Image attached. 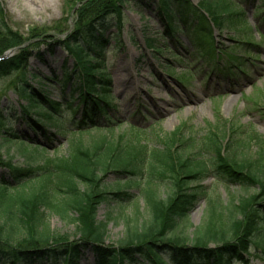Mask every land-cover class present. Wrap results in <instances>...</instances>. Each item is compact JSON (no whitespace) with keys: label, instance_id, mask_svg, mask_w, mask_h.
I'll return each instance as SVG.
<instances>
[{"label":"trees","instance_id":"16d2710c","mask_svg":"<svg viewBox=\"0 0 264 264\" xmlns=\"http://www.w3.org/2000/svg\"><path fill=\"white\" fill-rule=\"evenodd\" d=\"M144 1L149 0L133 3L142 10L147 6ZM126 3L129 0H90L77 11L73 28L61 41L52 43L65 48L74 60V71L63 72L60 80L53 74L46 80L64 88L71 82L72 92L78 95L76 107H82L76 122L61 125V120H69L68 115L63 110L64 104L51 99L40 85L44 78L30 74V79H37L39 84L34 87L28 83L24 70L33 53L22 49L20 54L0 61V78L21 71L20 81L12 88L18 99L25 102L17 108L11 105L6 108L36 132L42 134L54 128L58 134L71 136L67 155L47 162L40 170L20 166L11 158H0V167L9 178L0 180V264H78L86 250L92 252L94 264H231L235 260L246 263L244 257L249 256L250 245L261 249L264 257V237L258 242L254 239L263 220L264 158L256 167L244 157L238 159L229 150L230 141L224 146L220 139L211 142L218 157L210 165L218 179L244 190L255 187L258 191L225 205L209 203L203 223L186 236L181 228L201 196L191 185L201 183L205 179L201 175L208 168L205 163L193 160L199 150L186 145L187 139L181 137L180 130L164 137L160 149L136 148L123 144L121 137L115 138V126L108 123L113 109L110 110L108 101L110 80L102 58L105 34L111 25L108 18L114 16L112 25L120 29L121 7ZM153 6L165 25L163 34L171 38L184 31L192 40L197 34L205 39L213 27L229 23L232 27L239 26L242 17L232 3L224 0L220 3L199 0L194 7L189 0H156ZM52 41L46 45L50 50ZM46 42L43 39L32 46ZM21 43L16 34L10 33L0 7V54ZM148 48L154 53L169 49L154 40L148 41ZM36 57L41 60L40 53L36 52ZM6 108L0 105V151L16 142L38 148L20 130L12 129L15 117H6ZM97 117H102V121ZM83 127L88 130L82 131ZM130 128L136 136L149 135ZM108 174L115 175L112 187L105 184ZM140 179L144 180L140 193L147 220L136 225V218H126L125 232L117 247L104 246L107 222L96 220V209L102 203L130 202L133 195L129 188ZM159 182L169 184L165 198L157 193ZM42 209L60 215L74 211L75 239L69 241L68 236L51 234Z\"/></svg>","mask_w":264,"mask_h":264},{"label":"rangeland","instance_id":"374dc122","mask_svg":"<svg viewBox=\"0 0 264 264\" xmlns=\"http://www.w3.org/2000/svg\"><path fill=\"white\" fill-rule=\"evenodd\" d=\"M89 1L0 0L6 26L10 33L16 34L22 41L19 46L5 50L0 56L13 57L20 54L22 49L33 53L27 59L24 70L27 81L37 87V79L31 80L29 75L45 79L40 85L48 91L51 99L64 104L63 110H66L64 112L69 120H61L63 126L69 121H78L82 107H76L78 95L72 92L71 82L64 88L61 84L46 80L52 74L60 80L63 72L74 71V60L65 48L52 43L61 41L65 33L73 28L77 11ZM133 1L129 0V3L121 7L120 29L112 25L114 16L108 18V24L111 25L105 34L107 41L102 58L106 68L104 72L109 75L108 101L110 110L113 109L108 123L115 126V138L121 137L123 144L136 148L160 149L164 137L180 130L181 137L187 139L186 145L194 148V151L199 150L193 160L205 163L208 168L201 175L205 179L191 185L192 189L201 192V196L190 211L185 227L181 228L184 235L190 236L194 228L205 220L209 203L225 205L258 191L255 187L244 190L220 181L215 168L210 165L218 157L210 143L220 139L224 146L230 141L229 150L232 149L238 159L244 157L256 167L260 166L264 158V0H224L240 10V25L232 27L229 23L217 27L213 41L209 35L200 40L206 49L203 45L199 48L196 37L194 39L197 44L193 40V48L191 39L183 32L174 40L165 37L162 34L165 25L153 6L156 0L142 2L147 5L142 10ZM189 1L195 5L199 0ZM212 1L220 3L221 0ZM43 39L47 41L45 44L32 46ZM50 40H53L51 50L46 46ZM149 40L164 44L169 49L163 48L160 53L151 52L148 48ZM208 48L229 53L223 55L220 52L219 57L212 59L208 55ZM36 52L40 53L41 60L36 57ZM216 64L221 65L223 71L226 70L225 75L216 74ZM20 75L21 71L0 78L2 108L25 105L12 88L20 81ZM69 106H72L71 110ZM4 112L6 117H15L12 129L20 130L38 148L22 146L18 142L11 143L1 149L2 160L11 158L13 163L20 166L28 165L34 170H40L47 162L67 155L71 138L69 134H58L54 128H48L46 133L41 134L40 131L27 128L9 108ZM97 118L102 121V117ZM104 124L100 122V125ZM132 126L139 127L149 135L136 136L131 132ZM83 139L89 140V137ZM2 178L9 180L0 167V180ZM114 179V174H108L105 178L106 186L112 187ZM143 181H135V185L129 188L133 195L130 202L122 205L102 203L96 209V220L107 222L104 246L117 247L125 232L126 218H136V225L147 220V210L140 193ZM168 185L167 182L158 183L157 193L161 198L169 194ZM262 206L264 208V203ZM43 213L44 222L51 234L68 236L69 241L75 239L77 224L74 211L60 215L44 209ZM259 228L254 238L257 242L264 237V209ZM259 253L262 252L255 245H250V256L245 258L246 263L234 261L231 264H264V257ZM162 256L165 257L164 254ZM78 264H94L92 252L84 251Z\"/></svg>","mask_w":264,"mask_h":264},{"label":"water","instance_id":"95a60500","mask_svg":"<svg viewBox=\"0 0 264 264\" xmlns=\"http://www.w3.org/2000/svg\"><path fill=\"white\" fill-rule=\"evenodd\" d=\"M5 57V56H4Z\"/></svg>","mask_w":264,"mask_h":264}]
</instances>
